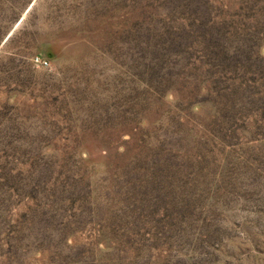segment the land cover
<instances>
[{
	"label": "rangeland",
	"instance_id": "rangeland-1",
	"mask_svg": "<svg viewBox=\"0 0 264 264\" xmlns=\"http://www.w3.org/2000/svg\"><path fill=\"white\" fill-rule=\"evenodd\" d=\"M0 264H264V0H0Z\"/></svg>",
	"mask_w": 264,
	"mask_h": 264
},
{
	"label": "built area",
	"instance_id": "built-area-1",
	"mask_svg": "<svg viewBox=\"0 0 264 264\" xmlns=\"http://www.w3.org/2000/svg\"><path fill=\"white\" fill-rule=\"evenodd\" d=\"M37 61H38L40 64L44 65V66H46V65L48 64L47 61H44V60H42V59H40V58H38Z\"/></svg>",
	"mask_w": 264,
	"mask_h": 264
}]
</instances>
